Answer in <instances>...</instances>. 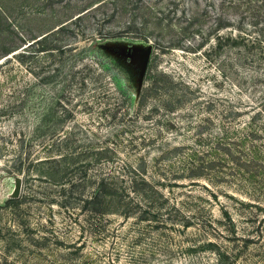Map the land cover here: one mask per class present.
Listing matches in <instances>:
<instances>
[{"label": "rangeland", "instance_id": "374dc122", "mask_svg": "<svg viewBox=\"0 0 264 264\" xmlns=\"http://www.w3.org/2000/svg\"><path fill=\"white\" fill-rule=\"evenodd\" d=\"M0 264H264V0H0Z\"/></svg>", "mask_w": 264, "mask_h": 264}, {"label": "trees", "instance_id": "16d2710c", "mask_svg": "<svg viewBox=\"0 0 264 264\" xmlns=\"http://www.w3.org/2000/svg\"><path fill=\"white\" fill-rule=\"evenodd\" d=\"M40 40H41V39L35 41L34 43H32V44L29 45V46H32V45H34L35 43H38ZM222 41H223V42H222ZM230 41H236V38H233V37H230V36H229L228 38H226V37H225V38H220L219 41H218L220 44H218L217 48L220 49L221 46H223L224 42L227 43V42H230ZM226 46H227V45H226ZM17 50H19V49H17ZM17 50H13V51H17ZM13 51H12V52H13ZM9 53H11V52H9ZM9 53H8V54H9ZM126 172H127V171H125V173H126ZM137 172H138L139 174H137L136 172L134 173L133 170H132V172H129V173H131V174L134 173V174H135V176L133 177V179H136V177H138V178H142L141 181L147 183V181L144 180V179H145L144 177H146V176H145V175H146L145 172H143V171L140 170V169H137ZM132 181H133V180H132ZM132 183H133V182H132ZM136 183H138V182L135 181V184H136Z\"/></svg>", "mask_w": 264, "mask_h": 264}]
</instances>
